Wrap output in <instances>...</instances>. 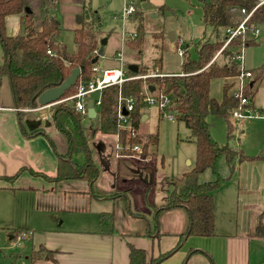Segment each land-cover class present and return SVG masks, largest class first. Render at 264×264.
<instances>
[{
	"label": "trees",
	"instance_id": "16d2710c",
	"mask_svg": "<svg viewBox=\"0 0 264 264\" xmlns=\"http://www.w3.org/2000/svg\"><path fill=\"white\" fill-rule=\"evenodd\" d=\"M55 1L41 0L44 18L40 29L36 30L34 27L35 14L29 9L30 2L27 0H0V46L3 51L0 77L6 76L9 80L13 108L17 110V117L20 121L27 117L25 114L28 111L41 107L37 103V97L42 92L59 86L73 69L79 68L83 72L75 85L68 89L60 100L74 95L79 83L94 80L95 75L92 72V67L98 61L92 64V60L97 54L100 41L105 37L108 39L110 37V35L101 37V23L98 15L89 9H85L83 5L80 16L81 23L72 31L75 51L68 52L63 44L55 40L62 31L57 18L50 14V11L55 8ZM261 1L196 0L201 9L203 25L205 28H211L212 32L215 33V40L212 42L204 40L205 42L201 45H195L196 60H190L186 51H183L181 76H161L160 73H156L154 75L159 76L145 79L153 85L151 87L154 88L153 91L156 94L161 91V97L169 94L174 96L172 108L169 110L175 113L176 119L181 121L189 130L192 141L195 143L196 156L193 167L188 173L182 175V186L178 188V192L171 193L166 204L167 209L178 207L186 211L189 220L186 237L210 238L215 236V199L213 192L222 181L221 177L215 172L219 160L224 158L231 166L236 161L240 164L262 158L261 156H247L242 151H236L229 146V141L234 138L237 123V120L232 118L231 111L239 106V99L229 92L233 84L223 86L220 100L210 96V83L212 80L234 79L239 74V69L232 58L239 53L241 48L252 43L253 40L247 41L244 37L251 34L253 29L264 24V4L260 5L248 19L244 35L233 39L221 50L226 38V31L236 28L241 23L244 17L241 10L248 13ZM27 8L29 11H26ZM9 16L20 17L21 23L25 27L24 37L7 35L5 20ZM143 31V23L138 22L135 28L136 38L125 40L126 60L133 54L136 57L135 63L139 62L141 64L143 62L141 60L146 49L144 42L147 40L145 31ZM150 37L157 43L161 41L162 36L158 32L152 33ZM48 50L51 54H47ZM220 50L221 52L218 54ZM160 64L161 61L157 59L151 70L154 71L156 67L159 68ZM129 65L137 66V72H130L127 69ZM140 66L125 61V75L129 78L147 75L149 70L147 71L146 68ZM250 71L253 73L252 70ZM259 76H261V72ZM145 80L141 78L132 79L123 83L120 87L111 86L103 89L100 93L97 118L94 120L87 117L83 118L74 108L73 101L63 102L51 107L49 112L52 111L53 114L50 126L65 140V152L63 155H58V175L51 180L31 170H29L30 174L43 176L48 181L56 182L73 180L83 175L87 183L93 185L99 173L95 163L92 142L96 135L118 137V143L123 147L140 145V157L146 159L148 145L157 144L158 135L155 134L144 139L139 133V125L144 116L140 112V107H142L141 98L145 96L140 87ZM253 85L254 83L250 82L249 87L242 94L243 97L251 100ZM159 96L155 97L160 98ZM120 98L122 101L128 98H133L136 101L133 112L130 113L129 126L126 128L120 126L117 116ZM24 110H27V112H23ZM210 115L220 117L226 123V144L224 146H218L211 137L206 122V118ZM85 120L90 121L89 127L83 125ZM23 131L28 134L25 129ZM39 134L46 136L48 140L50 139V136L44 131L37 130L28 135ZM49 143L54 148L50 140ZM77 155H83L84 168L73 164V157ZM208 170L214 171L213 173L216 174L217 178L213 181L200 183L198 181L200 175ZM18 175L16 173L5 179L14 181ZM263 218L264 210L257 217V224L252 236L264 239ZM21 231L25 230H14L12 235L16 236ZM180 241H178V246ZM177 250L178 247L173 248L158 259L151 260L149 264H156L170 257ZM129 259L130 264H147L144 250L130 247ZM29 260L31 264L40 260L54 262L53 252L40 246L37 250L31 251Z\"/></svg>",
	"mask_w": 264,
	"mask_h": 264
},
{
	"label": "rangeland",
	"instance_id": "374dc122",
	"mask_svg": "<svg viewBox=\"0 0 264 264\" xmlns=\"http://www.w3.org/2000/svg\"><path fill=\"white\" fill-rule=\"evenodd\" d=\"M30 3L32 4L34 14L35 12L40 14L44 13L41 1L36 0ZM130 4L135 6V10L130 17L125 19L123 16L124 9ZM83 5L85 9H89L98 15L101 23V37L110 35L109 40L114 42L107 46L105 57H100L96 64V66L102 70L106 67L115 66L116 63L118 64L116 56H109V51L113 45H115L113 48L116 49L115 53L122 49L121 35L123 32H125L126 40L128 38H136L137 33L135 32V28L138 22L143 23L145 38L147 39L144 42L146 49L144 50V56L141 60L143 62L141 64L139 62L135 63L136 57H134L133 54L126 60L125 46H123L122 51L124 62L127 61L130 64H139L141 65L140 67L146 68L147 71L149 70L147 75L141 77V79L144 80L153 77L156 73H160L161 76H181V63L183 61L181 51H186L187 57H189L190 60H196L197 53L195 45H201L205 42L204 40L210 42L215 40V33L212 32L211 28H205L203 25L201 9L196 0H70L64 3L63 0L62 2L58 0L57 3H55L54 10L50 11V14L54 15L58 21H62V17L72 16L71 13H73V10L68 8L75 7L77 8V12L80 10L79 14L73 15L74 21L78 23L77 20L82 14L81 10ZM59 7L64 8V11L60 12L62 15L58 12ZM257 28L260 32L259 37L254 39L252 32L246 35L244 37L245 40L253 41L248 46L239 50L243 55L244 67L248 70H252L254 73V78L251 80V82L254 83L251 89L253 95H251L252 98L250 101H253L255 109L253 106L251 107V110L254 112L252 113V117L237 120L234 138L229 141V146L236 151L243 149L248 156L261 155L263 156V160L254 163H244L239 171V181L237 178L238 174H235L229 182L234 184L236 190L240 188V197L242 196L243 199L248 198L247 200L251 202L255 201V204L262 206L260 208L261 210L264 208V112L259 109H264V24ZM158 32H160L162 36L161 41L155 43L150 35ZM19 33L20 32H18V35ZM169 33L174 34L173 41L168 40ZM132 34H135L134 38H132ZM55 40L63 44L68 52L75 51L73 34L70 28L62 26V31ZM157 45L159 47H156ZM157 59L161 61V64L159 68L156 67V69L152 71V66L156 64ZM260 72L261 76H259ZM231 84H233V86L230 88L229 92L232 93L236 89L235 79L212 80L210 83V96L216 100H220L223 86ZM151 86L153 85L150 84L148 80H145L140 88L143 93L146 94L147 92L148 97L157 95L161 97V91L159 92L160 94H156L154 91L151 92L148 90ZM96 96L95 94L90 98L95 100ZM165 96L170 100L166 110L173 116V121H168L163 114L158 111L155 105L142 104V107H140V112L146 116L144 121L141 120L139 125L140 135L144 139L155 134L158 135L157 144L148 145V156L146 159L140 157L137 151L133 152L129 150L127 152L126 147L123 146V150L118 151L116 139L113 137L96 135L92 140L95 163L100 173L96 183L97 186L103 182L105 169L107 168L106 170H108V166H110L111 170L118 176V183L125 181L123 183L130 184V182H133V189L135 190H140L142 183L148 185L155 184V195L148 200L150 202H157L153 206L155 209L154 211L166 208L167 203L159 201L167 197L168 202L171 193L178 192V188L182 186L180 185L182 174L188 173L192 169L196 156L195 143L192 141L189 130L181 121L176 119L175 113L169 110L172 108L174 96L171 94ZM23 112H27V110ZM256 113H258L259 116H255ZM25 115L35 116L30 112ZM206 122L208 123L212 139L218 146H224L226 144V123L220 117L214 115L208 116ZM83 125L89 127L90 121L85 120ZM60 140L65 142L62 137ZM63 142H61V146L64 147L65 144ZM99 143L104 144V152H101ZM137 146L140 147V145ZM59 148L60 145H58L56 140V149ZM72 162L74 165L84 168L85 161L83 160V155L73 157ZM228 165L229 163L224 158H221L217 164L215 172H217L218 176L222 179L220 184L224 181V178L229 176ZM213 172L214 171L210 170L204 172L200 175L198 181L200 183H205L215 180L217 177ZM126 184H124V186H126ZM160 186L164 188L161 190ZM221 186L223 185L221 184ZM60 189L67 190V199L62 207L65 212L54 210L46 216H41L46 213L38 210L36 205L33 204L32 199L27 197L15 198L11 191L0 190V264H31L29 256L31 255V251L35 250L31 246V241L24 239L20 242V245L17 243V237L24 231L17 233L12 240H10L9 237L13 234V231L19 229V227H21V229L22 227L32 228V226H26L27 223L37 225L38 223L35 222V219H37L35 215L40 216L38 219L41 218L42 222L43 217L50 218L47 221L49 223L47 225L49 226L60 225L62 228H67L74 224L73 226L77 227L79 230L83 227L87 230H92L97 227L95 224L96 219L101 212L104 213L106 211L107 207L93 205L94 203L91 200V205L88 203V206L82 209L83 207L80 206L81 204L78 203V200H82L83 195H86L83 199L88 201V196L91 197V195L103 194V192L98 191L94 187L90 188V186L82 180H71L61 183L57 186L58 192H60ZM122 191L126 193L128 190ZM58 192L56 191V194H58ZM78 194H81V197H78ZM115 194L116 193H112L111 195ZM213 195L215 201L216 197L217 200L221 197L217 192ZM120 197L122 198V196ZM128 201L130 202L129 195L127 200L121 201L123 204L122 210L124 211L122 216H120L118 212H115V219L120 230L127 229L125 221L129 212ZM144 204L145 208L149 211V208L146 206L147 202ZM95 211L98 213H94ZM181 211L178 215H175L176 212L174 213L173 211L167 214L162 211L157 217L151 213L146 215L150 221L149 229H151L153 233L159 230L160 234L164 235L162 236L163 241L171 238L173 234L177 235L174 237L175 242L173 248L178 247V256L181 254L182 260L179 264H186L194 255V250L215 249L218 251V248L223 246L224 241H222L221 237L216 236V231L218 232V230L215 228L216 237H186L185 234L189 220L187 214L183 210ZM250 211L251 208L245 211L240 209L238 214L239 218L231 216V222L233 226L238 225L239 233H244V225L246 223L244 219L240 217L244 216L243 213L247 214V212ZM151 212L153 211L151 210ZM258 215L259 213H256L254 219L257 220ZM247 216L249 217L250 214L248 213ZM221 218L218 216L217 221L219 224L221 223L222 231H233L232 224H230V229L226 226L227 218ZM30 220L31 222H29ZM62 220L64 223H62ZM74 222L79 224H75ZM146 224V221H144V223L142 221L137 222V228L134 230V233L145 232L148 229ZM33 228L38 229L35 226H33ZM110 228L111 224L107 221L105 223V230H110ZM115 228H117V226ZM127 231L130 230L127 229L125 232L129 234ZM251 232L252 225L247 233ZM179 240L181 241L178 246ZM37 249L38 248H36V250Z\"/></svg>",
	"mask_w": 264,
	"mask_h": 264
},
{
	"label": "crops",
	"instance_id": "0c3cea01",
	"mask_svg": "<svg viewBox=\"0 0 264 264\" xmlns=\"http://www.w3.org/2000/svg\"><path fill=\"white\" fill-rule=\"evenodd\" d=\"M27 1L35 2L36 0ZM57 1H55V3H57ZM67 1L70 0H63V3ZM59 2H62V0H59ZM29 9L32 10L31 3ZM68 9L73 10V13H71L72 16L69 15L64 16V18L62 17L63 20H59L58 23L61 28L62 26L67 27L73 31L79 25V23L74 21L73 15L79 14L80 10L77 12V8L75 7H69ZM61 11H64L63 7H59L58 9L60 15H62L60 13ZM43 18L44 13L40 14L35 12L34 27L36 30L40 29ZM21 26L22 23L19 16H9L5 20V28L8 36L18 35ZM110 43L112 44L114 42H111V40L108 39V42L104 47L103 57H105L106 48ZM114 46L115 45H113L109 51V56L111 57L116 56V49H113ZM2 60L3 51L2 48H0V64L2 63ZM115 67H117V63L115 66L106 67L104 69H113ZM252 106L255 109L253 101L251 102V107ZM259 110L264 111V109ZM28 112L33 113L35 116H27L23 121L18 119L17 110L13 108V97L9 80L6 76L0 77V190L11 191L15 198L27 197L32 199L33 204L36 205L38 210L46 213L41 216L49 215V213L54 210L65 212L62 207L67 199V190L60 189V192H58L57 186L68 181H48L43 177L46 176L51 180L56 178L58 175V155L64 154L65 145L64 147L61 146V142L63 141L60 140L61 137L50 126V123L48 125L42 123L37 129L31 132L33 133L37 130L44 131L50 136L49 140L53 143L54 148L51 147L48 138L44 135L39 134L29 136L28 134L31 132L24 124L25 120L36 119L37 116L43 114L48 115L50 112L48 110L37 113L31 111ZM23 129H25L28 134H25ZM56 140L58 145H60L59 149H56ZM63 143L65 144V142ZM239 150L245 154L243 149ZM261 157L262 158L259 160L244 163L261 161L263 160V156ZM234 163L235 164L231 166L228 165L229 176L224 178V181L221 183L223 186L219 184L218 188L213 192V194L216 192L219 193L222 197L217 200V197L215 196L214 223L215 229L218 230V232L216 231V236L222 238V241H224L223 246L219 247L218 251L215 249L194 250V255L186 264H262V262H264V239L252 236L257 224L254 215L260 213L264 208L260 210L262 206L255 204V201L251 202L247 200L248 198L243 199L242 196L240 197V188L238 187L239 190H236L234 184L229 182L235 174H238L237 178L239 181V171L244 164ZM106 169L103 182L98 184V186L96 183L100 173H98L93 185L87 183L83 175L73 179L82 180L87 183L90 188L94 187L98 191L103 192V194L91 195V197L88 196L89 202L83 199L86 195H83L82 200H78V203L81 204L80 206L83 207L82 209L87 207L88 203L91 205V200L94 203L93 205L107 207L104 212L105 214L101 212L98 215L99 218L97 217L95 223L97 226L96 228L87 230L83 227L84 230L83 228L79 230L77 227L73 226L74 224L67 228H62L60 225L49 226L47 225L49 224L47 221L50 218L43 217L42 222L41 218L38 219L40 216L37 215H35L37 218L35 219V222L38 224L32 225L31 223H27L26 226H32V228L35 226L38 229L22 227L25 231L31 232V236L26 239L31 241L33 249L36 250V248L43 246L47 250L53 252L54 262L40 260L34 264H130V247L144 250L146 253V263L149 264L151 260L158 259L173 248L175 242L174 237L177 235L173 234L171 238L163 241L162 236L164 235H161L159 230L153 233L151 232V229H149L150 221L146 215L151 213L157 217L162 211L165 214L173 211L174 213L176 212L175 215H178L181 210L185 213L186 211L178 207L172 209L164 208L154 211L155 209L153 206L157 202H150L148 200L155 195V184L148 185L142 183L140 190H135L133 189V182H130V184L123 183L125 181L118 183V176L113 170H111V167L108 166V170ZM29 170L42 174L43 176H34L30 174ZM16 173L19 175L14 181L5 179L12 177ZM124 184H126V186H124ZM160 187L161 190L164 188L162 186ZM122 190L128 191L124 193ZM56 191L58 194H56ZM112 193H116L115 195L117 196L111 195ZM128 195L130 196V202L128 201L129 212L126 217L125 226L130 231H127L129 234H126L125 232L127 229H119L118 223L115 219V212H118L120 216L123 215L124 211L122 210L123 204L121 201L127 200ZM120 196H122V198ZM78 197H81V194H78ZM163 201L167 203V197L162 198L159 202ZM145 202H147L146 206L149 208V211L145 208ZM248 208H251V211L247 212V214L243 213L244 216L240 217L246 222L244 225L245 231L244 233H239L238 225L233 226L231 222V216L239 218L238 214L240 209L245 211ZM151 210L153 212H151ZM94 213L98 212L95 211ZM248 213L250 214L249 217L247 216ZM218 216L220 218L226 217V226L230 229V224H232L233 231H222V225L217 221ZM31 220L29 222H31ZM107 221L111 224L110 230H105V223ZM141 221L143 223L144 221L147 222L146 227H148V229L143 233H134V230L137 228L136 223ZM62 223H64L63 220ZM262 223L264 224V218L262 219ZM251 225L252 232L247 233L250 230ZM116 226L117 228H115ZM16 230H21V227ZM13 237L14 235H11L9 239L12 240ZM181 260V254L178 256L177 250L173 255L157 262L156 264H179Z\"/></svg>",
	"mask_w": 264,
	"mask_h": 264
},
{
	"label": "built area",
	"instance_id": "2783aa9c",
	"mask_svg": "<svg viewBox=\"0 0 264 264\" xmlns=\"http://www.w3.org/2000/svg\"><path fill=\"white\" fill-rule=\"evenodd\" d=\"M264 4V0H262L259 4H257L250 12L246 13L245 10H241V13L244 15L243 20L241 23L234 29H228L226 31V38L224 41V45L221 50H223L233 39L237 38L238 36L244 35L246 31V23L250 16L255 12V10L260 6ZM133 4H130L129 6H126L124 9L123 16L124 18L130 17L135 8ZM254 39L258 38L260 35V32L258 28L253 29L252 31ZM132 38L135 37V34H132ZM125 32L122 33L121 35V48L123 49L124 46V41H125ZM122 49L116 53V58L118 60L117 67L113 69H99L96 65L92 67V72L95 75L94 80L88 81V82H81L78 84L76 88V93L70 97H67L65 99H62L54 104L47 105V106H41L39 108L30 110L31 112H40V111H45V110H50L51 107L57 106L63 102L67 101H73L74 108L76 109L77 112L80 113V115L85 118H88V113H87V102L90 101L93 103V108L96 112V118H97V109L100 106V93L103 89L111 86H118L120 87L123 83L132 80V79H137L141 77H127L124 73V56H123V51ZM221 50L218 52V54L221 52ZM183 51H181V54ZM47 54H51V52L48 50ZM217 54V55H218ZM216 55V56H217ZM232 60L236 63L238 69H239V74L234 78L236 82V89L231 93L235 98L239 99V106L231 111V116L232 118L238 120L241 118H246V117H252V113H254L251 110V101L249 98L243 97L242 94L244 90L249 87L251 80L254 78V74L246 69L244 67V59L242 53H237L235 56L232 58ZM154 76H159V75H153ZM97 95L95 100H92L90 97L92 95ZM147 92L145 96L141 98V104H149V105H155L158 108V111H160L163 116L168 120V121H173V116L166 110V108L169 106L170 100L166 96L160 97L158 99L157 97H148ZM86 102V103H85ZM135 99L133 98H128L125 101H122L120 98V103L118 107V112L117 116L119 119V124L121 127L126 128L129 126V120H130V113L133 112L134 106H135ZM126 112V114H123V109ZM255 116H259L258 113L255 114ZM95 118V119H96ZM116 139V147L118 148L117 150L122 151V145L118 143V137ZM127 150H131L133 152H136L140 155L141 153V147L137 145H133L132 147L125 146ZM31 232L29 231H24L21 233L19 237H17V243L20 245L21 241L30 237Z\"/></svg>",
	"mask_w": 264,
	"mask_h": 264
},
{
	"label": "water",
	"instance_id": "95a60500",
	"mask_svg": "<svg viewBox=\"0 0 264 264\" xmlns=\"http://www.w3.org/2000/svg\"><path fill=\"white\" fill-rule=\"evenodd\" d=\"M26 11H29L28 8L26 9ZM77 21H78V23H80V21H81L80 18H78ZM19 36H21V37L25 36V27L23 24L20 28ZM168 40L169 41L174 40V34L173 33L168 34ZM107 42H108V38H104L100 41V45H99L97 54L93 58L92 64H95L98 61V59L103 56L104 47L106 46ZM127 69L132 73L137 72V66H135V65H129L127 67ZM82 72H83L82 69H79V68L73 69L71 71L70 75L59 86L47 89L44 92H42L37 97V103L40 106H47V105H51V104H54V103L60 101V99L65 94V92L75 85L77 79L79 78V76ZM149 90L152 92L154 90V88L151 87V88H149ZM86 106H87L88 119L94 120L96 118V112L93 108V103L88 101ZM122 110H123V114H126V112L124 111V108ZM52 114H53V112L51 111L48 115H44V114L39 115V116H37L36 119L25 120L24 124L26 125L27 129L30 132L34 131L42 123H44V125H48L51 121ZM145 118H146V116H143L142 121H144ZM99 146L101 148V152H104V150H105L104 144L99 143ZM182 184H183V180L181 181L180 185H182Z\"/></svg>",
	"mask_w": 264,
	"mask_h": 264
}]
</instances>
